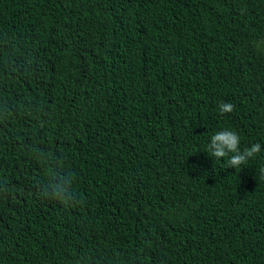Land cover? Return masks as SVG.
<instances>
[{
  "label": "trees",
  "instance_id": "trees-1",
  "mask_svg": "<svg viewBox=\"0 0 264 264\" xmlns=\"http://www.w3.org/2000/svg\"><path fill=\"white\" fill-rule=\"evenodd\" d=\"M0 264H264V0H0Z\"/></svg>",
  "mask_w": 264,
  "mask_h": 264
},
{
  "label": "clouds",
  "instance_id": "clouds-1",
  "mask_svg": "<svg viewBox=\"0 0 264 264\" xmlns=\"http://www.w3.org/2000/svg\"><path fill=\"white\" fill-rule=\"evenodd\" d=\"M234 106L231 103L222 102L218 105V111L221 115L231 113ZM241 138L234 130H222L211 136L208 144V152L211 157L217 159L228 157L227 168L239 169L248 160L261 152V145L254 143L250 147L240 148ZM57 190H60L59 182L52 181Z\"/></svg>",
  "mask_w": 264,
  "mask_h": 264
}]
</instances>
